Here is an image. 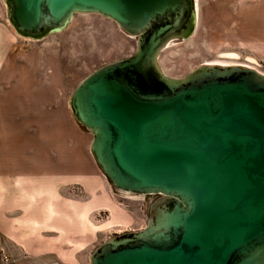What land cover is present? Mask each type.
Segmentation results:
<instances>
[{
	"label": "water",
	"instance_id": "obj_1",
	"mask_svg": "<svg viewBox=\"0 0 264 264\" xmlns=\"http://www.w3.org/2000/svg\"><path fill=\"white\" fill-rule=\"evenodd\" d=\"M14 32L40 41L76 14L112 20L136 53L86 77L70 108L119 191L161 196L147 227L99 246L90 264H264V74L202 65L168 78L158 59L190 38L196 0H3Z\"/></svg>",
	"mask_w": 264,
	"mask_h": 264
},
{
	"label": "rangeland",
	"instance_id": "obj_2",
	"mask_svg": "<svg viewBox=\"0 0 264 264\" xmlns=\"http://www.w3.org/2000/svg\"><path fill=\"white\" fill-rule=\"evenodd\" d=\"M197 5L193 35L160 53L163 73L179 80L202 65H242L264 74V0H197ZM136 50L137 38L112 20L91 14H76L64 31L40 41L17 35L0 80V113H16L9 116L16 119L11 127L16 130V143L0 146V153L24 162L12 166H47L49 171L42 156L51 148L37 144L46 143L51 129L68 140L80 129L86 132L83 136L92 155V134L73 117L70 97L94 71L131 57ZM8 133L1 130V135ZM104 178L113 212L98 209L83 221L77 214L88 195L79 184L65 185L58 196L64 209L63 231L35 230L32 236L23 234L27 241L17 243L0 231V264H90L91 254L104 242L145 229L150 206L159 196L119 191Z\"/></svg>",
	"mask_w": 264,
	"mask_h": 264
},
{
	"label": "crops",
	"instance_id": "obj_3",
	"mask_svg": "<svg viewBox=\"0 0 264 264\" xmlns=\"http://www.w3.org/2000/svg\"><path fill=\"white\" fill-rule=\"evenodd\" d=\"M16 44L17 34L8 22L6 5L0 0V80L3 67ZM1 114L7 115V118L1 117ZM11 114L16 115L9 110L0 113V146H11V143L15 146L13 135L16 130H11V127L16 119L13 117L10 120ZM1 130H7L8 135H1ZM85 133L77 129L73 138L68 140L51 129L44 140L46 143L37 142L38 146L51 148L46 156H42L45 159L42 162L49 164V171L47 166H12L10 163L23 161L13 162V156L0 153V231L8 239L16 243L25 242L27 239L23 234L32 236L37 233L35 230L40 229L61 233L64 209L58 196L65 185L79 184L88 195L83 210L77 214L83 221L98 209L113 212L107 182L87 150ZM113 218H116L115 215ZM91 227L95 229L93 225ZM31 243L37 242L31 240Z\"/></svg>",
	"mask_w": 264,
	"mask_h": 264
},
{
	"label": "bare ground",
	"instance_id": "obj_4",
	"mask_svg": "<svg viewBox=\"0 0 264 264\" xmlns=\"http://www.w3.org/2000/svg\"><path fill=\"white\" fill-rule=\"evenodd\" d=\"M196 9H197V15H198V5H197V0H196ZM248 67V66H247Z\"/></svg>",
	"mask_w": 264,
	"mask_h": 264
},
{
	"label": "flooded vegetation",
	"instance_id": "obj_5",
	"mask_svg": "<svg viewBox=\"0 0 264 264\" xmlns=\"http://www.w3.org/2000/svg\"><path fill=\"white\" fill-rule=\"evenodd\" d=\"M156 196H158V195H156ZM160 197H161V196H159V198H160ZM159 198H158V199H159ZM158 199H157V200H158Z\"/></svg>",
	"mask_w": 264,
	"mask_h": 264
}]
</instances>
